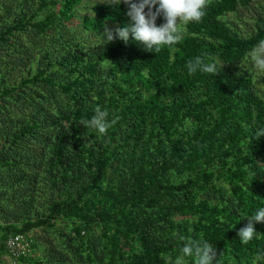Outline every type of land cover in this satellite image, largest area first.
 Segmentation results:
<instances>
[{
    "label": "trees",
    "instance_id": "obj_1",
    "mask_svg": "<svg viewBox=\"0 0 264 264\" xmlns=\"http://www.w3.org/2000/svg\"><path fill=\"white\" fill-rule=\"evenodd\" d=\"M83 1L36 0L33 9L0 28L1 47L8 50L15 46L14 36L25 32L29 33V47L21 45L20 53L29 52L31 62L39 55L34 72L26 69L27 74L15 76L11 82L8 76H12L14 67L10 69L7 63L6 72L0 71V199L6 203L0 213L8 216L10 202L18 211L12 218L7 217L0 234V258L9 254L7 240L16 233L28 236L35 252L38 241L29 231L56 227L60 216L67 215L78 219L74 235L80 241L86 240L83 232H89L94 223L113 219L117 231L138 234L144 258L152 264H171L162 255L174 249L173 245L153 248L143 233L151 218L129 223L130 207L160 184L161 175L171 165L190 167L205 162L213 146H228L225 149L229 158L221 159L218 165L225 169L229 194L215 203L213 197L202 193L197 197L201 199L176 207L180 215L195 213L211 220L213 227L203 233L192 229L188 219H178L174 225L180 227L183 236L206 240L216 248L221 256L218 264H262L264 223L255 224L256 234L247 244L241 242L238 232L258 209L264 208V167L259 173L256 169L264 165V136L258 135L264 131L259 125L264 118V98L256 94L251 75L220 66L212 55L236 63L248 57L250 50L264 40V13L256 19L254 31L243 36L223 17L254 0H211L202 21L188 24L187 32L175 46H164L156 54L145 51L134 39L128 43L116 39L107 42L94 60L85 58L69 35L76 8ZM127 10V5L120 2L94 3L93 14L81 19L82 27L92 34L113 23L124 27L129 22ZM38 15L41 17L36 18ZM163 22L162 17L158 18L157 25ZM40 35L45 43L38 39ZM197 56L206 63L215 62L218 74L190 75L187 62ZM14 64L20 65L19 61ZM92 86L95 93H91ZM197 87L202 88L206 98L191 102L197 114L188 143L193 152L186 154L184 141L175 137L179 117L175 98ZM97 106L108 111L109 121H117L106 135L81 124L91 119ZM212 112L216 118L208 125L207 116ZM239 122L245 124L241 126ZM148 124L161 129L169 152L160 154L158 168H148L134 163L140 140L135 143L132 188L114 209L106 179L117 161L118 146L127 147L134 138L132 134L144 137L142 132ZM27 169L46 170L49 175H45L44 186L51 184V189H61L58 198L47 202L48 212L36 219L33 210L36 208L37 214L39 208L33 206L31 198L37 192V181L34 177L32 186L27 187ZM212 176L210 172L208 177ZM194 185L189 181L169 188L187 191ZM117 247L118 238L111 242L109 250L114 253ZM32 255L16 261L44 263ZM52 260H56L55 256ZM104 262L118 264L113 257L99 263Z\"/></svg>",
    "mask_w": 264,
    "mask_h": 264
},
{
    "label": "rangeland",
    "instance_id": "obj_2",
    "mask_svg": "<svg viewBox=\"0 0 264 264\" xmlns=\"http://www.w3.org/2000/svg\"><path fill=\"white\" fill-rule=\"evenodd\" d=\"M35 1L36 0H0V28L5 23L15 22L25 11L33 9L32 7ZM98 2L112 3L120 2V0H84L76 8V18L75 21L72 22L69 32L75 44L81 48L85 58L91 57L94 60L98 58L99 53L108 41L104 35V30L95 34L85 31L82 27L81 19L92 15V6L94 3ZM263 13L264 0H254L249 6L238 8L236 12H230L224 15L223 18L233 26L238 34L248 36L255 29L254 24L256 19ZM40 17L41 15H38L36 18ZM116 27L117 24L114 23L107 26V28L111 29H115ZM183 32L184 34L187 32V26L183 29ZM28 38L29 33H17L13 38L16 41L15 46H11L8 50L0 46L1 73L6 72L5 67L7 63L10 69H12V66L14 67L11 73L12 76H8V82H11L15 76H20L21 74L23 76V74H27L28 71L29 73L34 72L37 67V58H39V55L37 56L36 54L31 62L27 56L30 55L29 52L20 53L21 50L23 51L21 45H23L25 49L29 47ZM38 39L45 43L46 39L42 38L41 35L38 36ZM212 57L215 59L216 63L222 67H229L239 73L251 75L256 94L264 98V83L262 81L264 72L255 69L250 58L246 57L242 61L236 63L225 61L216 54H213ZM3 60H5V62ZM17 61H19L20 65L14 66V62ZM103 75L104 74H102V76ZM105 90L107 92L106 88ZM95 92V87L92 86L91 93ZM146 95H148V93ZM205 98L206 96L200 87L189 91L186 95H177L175 98L179 108L175 137L184 141V151L186 154H191L193 152L192 145L188 143L193 137L194 119L197 114V112L192 110L193 103L191 102L195 104ZM214 117L216 118V113H210L207 116L206 124L212 125L215 119ZM239 123L241 126L245 124L242 122ZM259 125L264 130V118ZM146 127L147 128L142 132L144 137L140 139V134H132L131 136L134 138L127 147L123 148L122 146H118L117 161L113 169L109 170L110 174L108 173L106 179L107 189L111 190L112 200L115 204L113 207L114 209L118 208V206L123 203V200L129 195L130 189L132 188L133 169H131V163L132 149L135 143L140 140V144L138 145L139 150L137 152L138 155L135 157L134 163L146 164L148 168H158L160 166V161L158 160L160 154H167L169 152V144L161 129L158 126H155L153 129V126L150 124L146 125ZM225 147L213 146L209 152L211 156H209L205 162H198L197 164L190 165V167L180 164L171 165L169 169L161 175L160 184L147 192L138 204L131 205L129 223L142 221L144 217L151 218L143 233L153 248L173 245L174 249H170L162 255L165 260L166 258H170L166 261H174L175 258L181 254V246L183 247V241L180 239L183 233L179 226L174 225V221L181 219L183 222L185 219H188L192 229L198 228L203 231V233H206L213 227L211 220L205 219L201 215L195 213L180 215V213L176 211V207L179 204L189 202L191 199L201 197L202 193H204V196L213 197L212 201L215 203L221 202L224 195L229 194L230 186L227 185V181L224 177L225 169H221V166L218 165L221 159L228 157ZM263 167L264 165L257 166L256 169H259L258 173L262 171ZM45 171H41L40 169H27V187L32 186L33 181H31V179L33 180L34 177H36L37 181V192L34 194V198H31L33 206L39 208L37 214L36 208L33 210L34 214H32L35 219L48 212V210H45L47 202L60 196V188L51 189V187H54L51 184L48 188L44 186L43 180L45 179V175H49L47 171ZM210 172H213L212 177H208ZM207 179L210 182H208ZM189 181L195 183L193 186L195 188L187 191L169 188L170 186L187 183ZM198 199L201 198H197V200ZM5 204L6 203L0 199V208ZM7 208L10 211L8 216L0 213V234L3 232V228L6 225L7 217L12 218V215L18 212L15 209V204L12 202L8 204ZM77 221L78 219L75 217L62 215L56 227H41L30 230L29 232L35 235L38 241L35 252L32 251V256L36 259H43V264H98L101 260L107 261L112 257L116 259L118 264H136L137 262L139 264H152L148 258L143 257L144 249L138 234L127 233L125 235L123 231H117L118 225L115 220L112 219L94 223L89 232H83L86 236L84 242L80 241L76 237V234L74 235V227ZM116 238H118V247L114 253H112L109 248L111 247V242ZM217 253L218 259L221 256L219 252ZM52 255L55 256L56 260H52ZM62 256L64 258H62ZM98 259L99 261L97 262ZM51 260L52 262H50ZM86 260L90 262L88 263ZM261 260L262 264H264V255ZM185 261L186 264H194L192 258H185ZM0 264L25 263L16 261L9 254H3L0 258Z\"/></svg>",
    "mask_w": 264,
    "mask_h": 264
},
{
    "label": "clouds",
    "instance_id": "obj_3",
    "mask_svg": "<svg viewBox=\"0 0 264 264\" xmlns=\"http://www.w3.org/2000/svg\"><path fill=\"white\" fill-rule=\"evenodd\" d=\"M127 5L129 22L124 27L104 29L108 42L116 39L128 43L134 39L143 45L144 50L158 54L164 46L172 47L183 38V29L190 23H200L206 15L211 0H120V4ZM163 18V23L157 25L158 18ZM248 58L255 69L264 72V40H260L248 53ZM189 74L197 72L218 74L215 62H205L197 56L187 62ZM109 113L106 109L97 106L90 120H83L81 124L95 130L99 135H106L109 127L117 121L108 120ZM259 137L264 136V131L258 132ZM264 223V208H260L248 219L245 227L241 228L238 236L242 243L247 244L256 234L255 224ZM183 247L171 264H186L185 258H192L194 264H214L217 262V250L208 241L193 240L181 236ZM222 255V254H221ZM170 259V258H166Z\"/></svg>",
    "mask_w": 264,
    "mask_h": 264
},
{
    "label": "built area",
    "instance_id": "obj_4",
    "mask_svg": "<svg viewBox=\"0 0 264 264\" xmlns=\"http://www.w3.org/2000/svg\"><path fill=\"white\" fill-rule=\"evenodd\" d=\"M9 255L13 259L32 254V243L28 236L22 233L11 235L7 240Z\"/></svg>",
    "mask_w": 264,
    "mask_h": 264
}]
</instances>
